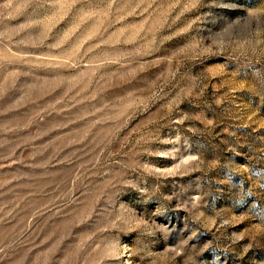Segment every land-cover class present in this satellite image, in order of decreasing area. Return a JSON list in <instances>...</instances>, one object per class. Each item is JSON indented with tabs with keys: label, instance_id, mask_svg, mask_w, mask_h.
<instances>
[{
	"label": "rangeland",
	"instance_id": "1",
	"mask_svg": "<svg viewBox=\"0 0 264 264\" xmlns=\"http://www.w3.org/2000/svg\"><path fill=\"white\" fill-rule=\"evenodd\" d=\"M0 264H264V0H0Z\"/></svg>",
	"mask_w": 264,
	"mask_h": 264
}]
</instances>
